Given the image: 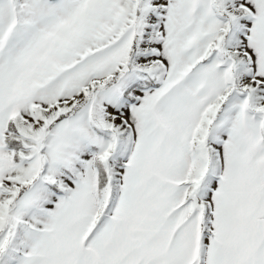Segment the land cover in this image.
<instances>
[{
	"label": "snow or ice",
	"instance_id": "1",
	"mask_svg": "<svg viewBox=\"0 0 264 264\" xmlns=\"http://www.w3.org/2000/svg\"><path fill=\"white\" fill-rule=\"evenodd\" d=\"M0 264H264V0H0Z\"/></svg>",
	"mask_w": 264,
	"mask_h": 264
}]
</instances>
